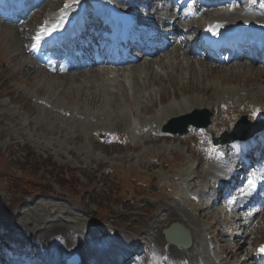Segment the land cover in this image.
<instances>
[{"label": "rangeland", "instance_id": "obj_1", "mask_svg": "<svg viewBox=\"0 0 264 264\" xmlns=\"http://www.w3.org/2000/svg\"><path fill=\"white\" fill-rule=\"evenodd\" d=\"M55 2L50 0L45 10L55 7ZM0 25V225L6 242L22 238L17 230L39 232L53 222L66 226L63 236L70 240L68 246L91 247L92 240L112 229L128 246L144 239L141 233H146L154 216H165L170 222L180 219V210L187 211L184 207L198 210L189 195L202 192L206 185L198 176L207 168L202 164V173H197L200 157L187 136H160L157 121L165 123L185 114L182 109L194 104L188 96L198 102L192 108H208L211 100L240 102L229 111L234 117L220 129H231L244 114L252 118L254 104L264 110V69L256 65L212 69L201 60L203 73L194 71L187 81L179 80L185 74L177 64L168 78L158 79L161 74L146 61L137 63L126 78L105 79L102 70L54 75L36 71L34 64L25 65V32L19 40L17 28ZM143 68L149 72L144 78ZM176 72L179 78L173 79ZM218 87L222 94L227 89L229 93L212 97ZM181 91L189 93L178 98ZM210 129L218 131L213 120ZM108 131H118L129 142L103 141L100 133ZM145 198L156 201V206L138 203ZM172 202L184 207L173 208ZM206 214L213 222L223 216L216 211ZM257 234L264 235V227L252 235ZM246 247L244 243L238 260L245 258Z\"/></svg>", "mask_w": 264, "mask_h": 264}, {"label": "bare ground", "instance_id": "obj_2", "mask_svg": "<svg viewBox=\"0 0 264 264\" xmlns=\"http://www.w3.org/2000/svg\"><path fill=\"white\" fill-rule=\"evenodd\" d=\"M236 14H230L229 17H234ZM211 18L215 17V15H211ZM227 19V18H225ZM193 24V23H191ZM26 25L24 26L23 30H21V28L18 29L17 35L18 38L16 37V39L21 40V38L23 37V32L27 31L26 30ZM24 41V40H23ZM18 44V43H17ZM24 50V49H23ZM184 55V54H182ZM173 58H177L180 59V61L176 62L175 64L173 63V65H178L179 66V71L183 70V75L185 73H188L190 70H192L193 66L190 63L189 59L187 57H183L181 58L180 54H176V57L174 56ZM186 64V65H185ZM176 65V66H177ZM159 66V65H158ZM196 66V64H195ZM235 66V65H234ZM147 66H145L146 68ZM206 67V66H205ZM133 68H126L125 71V76H130L131 74V70ZM178 69V68H177ZM125 70V69H123ZM122 70V71H123ZM139 70V69H138ZM172 70V69H171ZM174 71V70H173ZM200 72L203 73V69L200 66H196L193 69V72ZM171 72V71H170ZM169 72V73H170ZM181 72V71H180ZM247 72V71H246ZM123 74V73H120ZM173 74V73H171ZM209 76V75H208ZM102 77H104V75H102ZM99 79L101 77H96V79ZM105 78V77H104ZM109 78V77H108ZM169 78H171L169 76ZM173 78V77H172ZM106 79V78H105ZM112 79V78H111ZM110 79V80H111ZM128 79V78H127ZM181 79V78H180ZM114 81V80H113ZM118 81V80H117ZM187 81V80H186ZM120 82V81H119ZM139 85H143V84H139ZM104 92V91H103ZM101 91V94L103 93ZM222 90L219 89V87L217 88V91L212 93V97L218 93L219 95L222 94L221 93ZM224 93V92H223ZM204 94V93H203ZM206 94V93H205ZM104 95V93H103ZM113 95V94H112ZM177 95V94H176ZM179 95V94H178ZM223 95V94H222ZM99 96V95H98ZM216 96V95H215ZM95 97L97 98V95H95ZM194 100V99H193ZM197 102V101H196ZM185 106V105H184ZM188 106V105H187ZM208 106L212 107V101L208 102ZM185 108V107H184ZM178 109V108H177ZM175 111V110H174ZM150 112V111H149ZM173 112V111H172ZM184 112V111H183ZM175 113V112H174ZM172 114V113H170ZM79 119V118H78ZM81 119V118H80ZM160 127V126H159ZM218 143H221V139L220 137H218ZM225 139H227L228 137H224ZM134 140V139H133ZM89 143V142H87ZM211 178H214V176H212ZM169 203V202H168ZM170 204V203H169ZM172 204H174L172 202ZM176 206V205H175ZM188 211V214H190L189 216H187V211L185 213H183V210H180V219H177L178 221H180L182 223V225L187 228L190 231V240H191V247L189 249H184V250H178L177 247L172 246V254H176L179 256V258H177L176 260H172L173 262H177L178 264H189V262L195 263L199 258H204L208 264H237V262H234L233 260H230L228 256H232V254H237L238 253V248L237 250H234L235 247H233V249H228L227 247H223V252H230L227 254H223L220 255L218 252L216 251H211L209 248H207V246L210 245L211 241L207 239V235L209 234L208 230L210 229V227L208 226L207 223L201 221L200 219H198L196 216H194L188 209H186ZM177 214V211L175 210V216ZM192 215V216H191ZM194 216V217H193ZM196 217V218H195ZM48 219V218H46ZM165 219V218H164ZM227 220V218H226ZM55 221V220H54ZM56 222H53V226L51 228H46V229H39V233H43L42 235V241L45 244H50L52 242L51 238L54 239V242L51 245V249L54 250L55 248L58 247L59 244L61 243H66L67 241L65 239H63L62 236H57L54 237L53 235L56 234H63L66 226L60 222H58V224H54ZM161 223L166 224V220L161 219ZM38 233V232H37ZM159 243H163L161 236ZM163 238V236H162ZM164 239V238H163ZM228 246V245H227ZM231 247V246H229ZM188 253H187V251ZM113 251H111L109 254H112ZM232 253V254H231ZM108 254V255H109ZM27 255H20V258H25ZM248 261H243L242 264H246ZM21 263V262H20Z\"/></svg>", "mask_w": 264, "mask_h": 264}, {"label": "water", "instance_id": "obj_3", "mask_svg": "<svg viewBox=\"0 0 264 264\" xmlns=\"http://www.w3.org/2000/svg\"><path fill=\"white\" fill-rule=\"evenodd\" d=\"M170 228L173 229V228H174V225H172ZM167 231H168V230H166V233H167Z\"/></svg>", "mask_w": 264, "mask_h": 264}]
</instances>
